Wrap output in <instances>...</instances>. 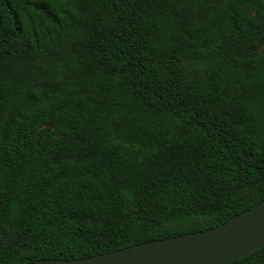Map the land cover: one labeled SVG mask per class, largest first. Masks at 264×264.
Masks as SVG:
<instances>
[{"label": "trees", "instance_id": "trees-1", "mask_svg": "<svg viewBox=\"0 0 264 264\" xmlns=\"http://www.w3.org/2000/svg\"><path fill=\"white\" fill-rule=\"evenodd\" d=\"M263 200L264 0H0V264ZM228 264H264V245Z\"/></svg>", "mask_w": 264, "mask_h": 264}, {"label": "water", "instance_id": "water-1", "mask_svg": "<svg viewBox=\"0 0 264 264\" xmlns=\"http://www.w3.org/2000/svg\"><path fill=\"white\" fill-rule=\"evenodd\" d=\"M264 245V200L212 228L72 260L27 264H228Z\"/></svg>", "mask_w": 264, "mask_h": 264}]
</instances>
